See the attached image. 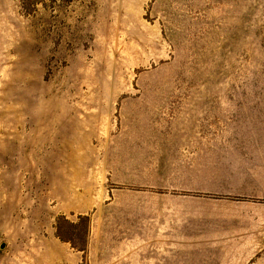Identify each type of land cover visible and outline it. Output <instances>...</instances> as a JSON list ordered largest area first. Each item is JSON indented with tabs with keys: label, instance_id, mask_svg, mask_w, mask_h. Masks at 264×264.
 Returning <instances> with one entry per match:
<instances>
[{
	"label": "rangeland",
	"instance_id": "1",
	"mask_svg": "<svg viewBox=\"0 0 264 264\" xmlns=\"http://www.w3.org/2000/svg\"><path fill=\"white\" fill-rule=\"evenodd\" d=\"M0 264H264V0H0Z\"/></svg>",
	"mask_w": 264,
	"mask_h": 264
}]
</instances>
